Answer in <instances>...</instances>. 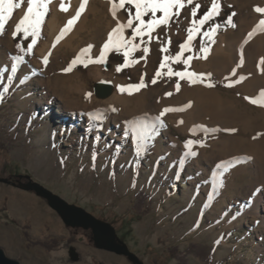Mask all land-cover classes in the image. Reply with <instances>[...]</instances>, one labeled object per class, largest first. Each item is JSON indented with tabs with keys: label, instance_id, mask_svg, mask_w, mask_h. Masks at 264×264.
Masks as SVG:
<instances>
[{
	"label": "rangeland",
	"instance_id": "rangeland-1",
	"mask_svg": "<svg viewBox=\"0 0 264 264\" xmlns=\"http://www.w3.org/2000/svg\"><path fill=\"white\" fill-rule=\"evenodd\" d=\"M116 3L127 20L130 9L134 16V6L120 8L119 0ZM217 3L218 15L194 33L190 50L179 61H166L149 89L138 61L158 50L156 41L168 37L171 24L179 26L185 44L192 22L203 16L212 0H192L151 36L146 33L132 40L149 51H129L127 64L123 55L127 49L117 51L115 47L105 52L104 62H89L100 56L107 41L102 28L96 39L90 38L89 26L75 53L54 52L45 63L38 50L49 39L46 24L51 5L31 53L27 52L31 35L21 31L13 36L27 10L26 0L13 10L0 33V177L10 180L0 181V247L7 256L21 264H135L127 256L97 248L90 229L66 225L44 198L23 188L31 179L111 223L117 238L143 264H264V153L256 154L260 142L256 132L264 124V106L251 103L242 90L224 82L228 71L206 58L223 34L237 32L247 21L264 19V13L255 11L264 7V0ZM197 4L200 8L194 17ZM233 13L229 24L227 18ZM137 23L133 21V28ZM220 24H224L223 30L205 48L203 32ZM127 32L124 38L132 39V29ZM88 45L93 47L82 54ZM192 54L196 56L194 68L183 62ZM18 56L23 59L17 60ZM233 60L236 63V55ZM169 68L173 73H197L196 82L190 83L187 76L169 75ZM74 72L88 76L85 85ZM141 80L145 87L137 93L125 90L135 95L131 105L145 96L142 108L147 117L137 118L112 99L120 86L138 85ZM99 83L111 84L108 95L96 94ZM177 83V92L185 83L215 91L225 102L221 106L224 114H244L247 124L217 116L207 119L208 105L195 100L184 103L183 116L177 105H159L160 97ZM252 86L251 91L260 95L263 79ZM98 98H105L112 108L105 112V103ZM47 106L51 108L45 109ZM63 107L69 109L65 119H77L80 124L68 126L67 122L65 130L59 129L56 116ZM131 121L129 128L126 123ZM89 123L91 130L86 133ZM105 129H115L125 137L119 149L104 139ZM145 136L153 143L137 155L138 142ZM189 140L194 143L186 145ZM240 157L247 160L233 163Z\"/></svg>",
	"mask_w": 264,
	"mask_h": 264
},
{
	"label": "bare ground",
	"instance_id": "bare-ground-1",
	"mask_svg": "<svg viewBox=\"0 0 264 264\" xmlns=\"http://www.w3.org/2000/svg\"><path fill=\"white\" fill-rule=\"evenodd\" d=\"M61 3L64 4L67 11L61 10ZM80 3L81 0H51L49 5H51L52 7V15L48 18L46 24V30L49 35V39L45 41L38 50V53L41 55V57H47L48 55H52V53L59 52L61 50L75 53L80 42L82 41L81 35L86 30V28L88 29L89 27H91L89 32L90 38L92 39H96L95 37L97 36L98 31L102 28V31L105 34L104 39L107 40L108 34L114 27H116L117 21L121 23H127L128 21L122 14V12L118 9V7L117 15L115 18L113 17V15L111 14V0H88L85 10L81 14V17L74 23L73 28L69 32L65 33L63 37L57 42L56 38L60 34L61 29L65 26L67 20L75 15L76 10L80 6ZM186 3L187 0H185V4ZM22 12L23 11H21L20 14H23ZM258 22L259 21L255 19L249 22L247 21L245 22L246 26H240L237 32L229 31L223 34L206 58L207 60L219 63V67L222 71H228L225 75H223L222 78V80L228 83V85L242 90L248 97L257 99L258 101H264V97H261L260 95L252 92V88H250L252 84L258 83L260 79H263L264 81V63L261 62L262 58H264V28H257L256 26L258 25ZM254 28H256V31L251 37H249L248 33L252 32ZM127 30L128 28L124 30L125 37L128 33ZM182 40L183 33L180 30L179 26L175 23L171 24L170 30L168 32V37H166L162 42L161 40L156 41V43L159 44L158 50L155 53H147V58L138 61V70H141L139 73L145 76V85L147 87L146 89L152 87V78L157 72H160V70L162 69L161 63H166L164 58L166 56L168 57V55L175 57L177 53L181 52L180 45L183 44ZM135 44L138 45L137 43ZM137 48L143 49V46L139 45V47ZM162 48H165L166 51H162ZM170 48H174L175 52L170 51ZM186 53L187 52L184 51L181 57ZM233 55H236L237 57L236 63L233 60ZM191 57L192 59L189 63L190 66L194 68L196 67V56L195 54H192ZM74 74L79 78V82H81L82 85H85L88 76L79 75L76 72H74ZM176 86L177 84H175L172 89H170L160 97L159 105H177L179 107V115L183 116L185 109V107L183 106L184 103H190L191 100H195L196 102L205 103L206 106L208 105L205 109V116L207 117V119L209 117H211L210 119H215L217 116L218 118H232L234 120L238 119L241 120L243 124H247V117L244 114H238L239 116L234 114L226 115L227 113L224 114L225 111L221 108V106H225V102L223 103L224 100L222 101L215 91H209L203 86H197L194 84L186 85L185 83L181 85L182 90L180 92H177L175 90L177 89ZM262 90H264V88ZM135 93H137V91H135ZM168 93H171V95H167ZM134 96V94L131 95L127 94L125 91L121 92L120 90H117V92L113 95L112 102H116L123 108L125 112L131 113L137 118L140 115L143 117H147L146 113L143 112L144 109L142 108V101L143 104L146 103V99L144 98L145 96L143 97V99L138 98V100L135 101V104L131 105V100ZM98 100L105 103V112L109 111L112 108L108 106V104L110 103L106 102L105 98H98ZM50 108L51 106H47L45 109ZM68 113L69 109L63 107L62 111H60V113H58V116H56L57 122L60 126L59 129L61 130H65V128L67 127V122L69 123L68 126L80 124L77 119H71L67 121L65 119V116L68 115ZM132 122L133 121H131L130 123H126V125H128L129 127ZM90 130L91 124L89 123L86 127V133H89ZM256 133L257 137L260 140L256 154L258 152L264 153V124L257 129ZM104 139H108L109 142H114L113 144H116V148L119 149L124 142L125 137L123 135H119L115 129H105ZM105 145H107V143H105ZM246 160V158L240 157L238 159H235L233 163H237L240 161L245 162ZM258 192L259 190L254 193L253 199H256Z\"/></svg>",
	"mask_w": 264,
	"mask_h": 264
},
{
	"label": "snow or ice",
	"instance_id": "snow-or-ice-1",
	"mask_svg": "<svg viewBox=\"0 0 264 264\" xmlns=\"http://www.w3.org/2000/svg\"><path fill=\"white\" fill-rule=\"evenodd\" d=\"M51 0H26L27 3V10L24 12L23 17L19 20V22L15 25V30L13 31V36H16L19 32H23L25 36H32V43L27 45V52L31 53L33 45L36 44V37L40 33L41 25L43 23V19L48 11V5L50 4ZM24 3V0H0V33L3 32L5 28V24L7 21L10 20L13 14L14 9H19L21 7V4ZM88 3V0H81L79 8L76 10L75 15H73L70 19L67 20V23L65 26L61 29L60 34L57 36V42L63 37V35L67 32H69L73 26L74 23L81 17V14L85 10V7ZM112 7H111V14L115 18L117 15V3L116 0H111ZM188 4L192 3V0H187ZM125 4L134 6L135 13L134 16L131 14V9L129 19L127 23H121L117 21L116 27H114L111 32L108 34V39L104 43L100 56L97 57L95 60H92L89 58V62L94 63H100L104 62L105 59V52L108 51L110 48L115 47V49L118 51L120 48L127 49L124 51L123 55L125 56V64L128 63L127 57L129 55V51L135 50L139 45L133 44L132 40H134L136 37H143L146 33L151 36V33L155 30V28L161 26V25H167L169 21L172 19L173 16H179L180 15V9L184 7L185 0H119V7L123 8ZM61 10L67 11L64 4L61 3L60 5ZM200 8V5L197 4L195 8L192 10V15L195 17L197 14L198 9ZM175 9V11H173ZM218 9L219 4L217 3V0H212L211 7L204 12L203 16L199 20H194L192 22V27L188 29V39L185 42V44L180 45L181 52L177 53L175 57H165V61H168L169 59L179 61L182 53L185 50H190L189 45L191 41L194 38V33H199L200 27H202L206 22L213 19L214 16L218 15ZM255 11L257 13H264V7H256ZM162 13L161 16H157V13ZM150 15V18L146 21L144 19L145 16ZM235 13L230 15L227 18V23L231 24L232 22V16H234ZM138 21L139 23L136 24V26L133 28V21ZM232 27H235V24H232ZM257 28L264 27V19L259 20ZM126 28L132 29V39H125L124 38V30ZM218 28V25H213L208 31L203 32V36L208 37L209 40H212V33L216 31ZM256 31V28L253 29L252 32L248 33V36L251 37L254 32ZM115 37V39H114ZM170 43V40H169ZM55 46V45H53ZM17 47H21L20 45H17ZM93 46L88 45L87 48L82 49L81 53L88 52ZM23 50V49H22ZM202 51H206V49H201ZM145 53L149 51L147 47L143 49ZM162 51H166L165 48H162ZM17 60L23 59V57H16ZM80 57L78 56L76 59L73 60V64L79 60ZM192 57L189 56L186 60L183 62L185 65H189V62L191 61ZM44 62L47 63V57L44 58ZM83 62V61H81ZM262 63H264V58H262ZM85 67H87V63L84 64ZM165 63H161V68L165 67ZM13 70H15V65H13ZM70 69H65V71H68ZM121 67L117 66L116 71H120ZM169 75H177L181 77L182 79L187 76L190 79V83H195L196 80L194 77H196L198 74L195 72H188L185 70L184 72H175L173 73L171 69L169 68ZM160 73L157 72V76H159ZM23 82V81H21ZM155 79L152 80V83H155ZM145 87L143 81L141 80V83L138 85H131V86H120V91L124 92L127 88L134 89L136 91H139L140 88ZM177 90H179V83H177ZM7 91V89H5ZM167 95H171V93H168ZM260 96L264 97V90H261ZM245 99L250 100L251 103L257 104L259 103L261 106H264V101H258L257 99L251 98V97H245ZM190 106V105H189ZM170 109H165V111H169ZM232 131H235L233 129ZM255 138V137H254ZM194 143V141H187L186 145H190ZM143 146L138 145L137 146V155L143 151ZM192 155H195V153H191Z\"/></svg>",
	"mask_w": 264,
	"mask_h": 264
},
{
	"label": "water",
	"instance_id": "water-1",
	"mask_svg": "<svg viewBox=\"0 0 264 264\" xmlns=\"http://www.w3.org/2000/svg\"><path fill=\"white\" fill-rule=\"evenodd\" d=\"M95 91L99 96H106L111 91V84L99 83L96 85ZM0 181L10 182L9 179L1 177ZM23 188L33 191L36 195L44 198L48 205L59 214L66 225L90 229L92 232L93 243L97 248L127 256L129 260L133 261L135 264H143L139 257L130 251L125 243L117 238L115 228L111 223L94 216L81 206L67 202L61 196L46 188L39 182L29 179ZM0 264L21 263L18 260L7 256L4 250L0 247Z\"/></svg>",
	"mask_w": 264,
	"mask_h": 264
},
{
	"label": "trees",
	"instance_id": "trees-1",
	"mask_svg": "<svg viewBox=\"0 0 264 264\" xmlns=\"http://www.w3.org/2000/svg\"><path fill=\"white\" fill-rule=\"evenodd\" d=\"M223 28H224V24L218 25V28L216 29V31L214 33H212V40H209L208 37L204 36L202 38L203 46L205 48L208 47L214 41V38H215L216 34L221 32L223 30ZM21 55L25 56L23 52H22ZM2 88H3V78H2V76L0 74V89H2ZM138 143L143 146V149H147V148L151 147L153 141H152V139L149 136H145V137L141 138V140H139Z\"/></svg>",
	"mask_w": 264,
	"mask_h": 264
}]
</instances>
